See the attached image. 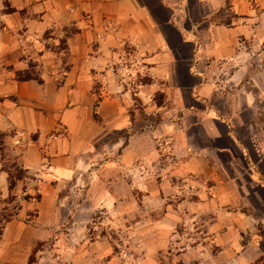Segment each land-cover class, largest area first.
Masks as SVG:
<instances>
[{"label": "crops", "instance_id": "0c3cea01", "mask_svg": "<svg viewBox=\"0 0 264 264\" xmlns=\"http://www.w3.org/2000/svg\"><path fill=\"white\" fill-rule=\"evenodd\" d=\"M5 1L16 16L12 27L24 25L35 42H28L27 52L8 40L0 45L6 48L0 60L8 59L0 62V131L10 130L3 136L17 145L13 153L22 167L42 173L39 195L55 196L48 178L59 181L88 166L78 159L80 150L66 148L65 136L50 131L58 107L69 104L59 114L71 120L66 126L83 148L126 127L121 158L136 142L135 111L125 120V107L138 101L147 109L160 89L171 106L167 122L155 127L170 138L161 178L176 175L172 185H197L193 196H212L215 241L219 233L238 235L218 249L225 264H264V123L258 124L256 100L243 81L249 56L264 55V0ZM27 62L37 80L17 79ZM217 73L222 80L212 77ZM149 127L144 123V133L153 132ZM23 138L31 141L22 147ZM110 144L107 151L119 146L117 140ZM5 170L0 167V196L7 190ZM19 225L6 222L0 242L19 240ZM40 235L34 231L26 245Z\"/></svg>", "mask_w": 264, "mask_h": 264}, {"label": "rangeland", "instance_id": "374dc122", "mask_svg": "<svg viewBox=\"0 0 264 264\" xmlns=\"http://www.w3.org/2000/svg\"><path fill=\"white\" fill-rule=\"evenodd\" d=\"M225 14L221 12L220 18L227 19ZM14 16L9 3L0 0V45L8 40L9 45L18 44L24 52L32 50L27 45L35 41L29 40L25 26L12 27ZM5 50L0 46V57ZM248 59L251 68L243 78L246 81L244 86L256 100L258 124L262 125L264 55L259 59L252 55ZM7 60L5 58L2 64ZM256 60L259 68L256 67ZM27 63L28 67L19 75L35 77L33 63ZM124 63L127 67L128 59ZM256 68L261 73L258 74ZM222 75L217 73L212 77L222 80ZM128 92L130 94V90ZM165 96L157 89L147 109L138 101L125 107V120L135 111V117H131L135 121L131 124V133L135 136L131 140L136 138V142L132 145L133 153L124 154L121 158L119 150L128 144L126 127L110 129L104 138L83 148L75 141L74 131L66 126L71 120L66 121L59 114L62 113L61 108L69 104L58 107L61 110L54 111L57 117L54 116L55 125L50 131L60 137L65 136L66 148L80 150L77 152L78 159L85 160L88 166L77 169L74 176L59 181L48 178L47 183L55 190V196L39 195L40 191L38 193L36 188L37 183L43 184L42 173L24 169L13 153L17 145L3 136V132L10 130L6 127L0 131V167L7 169L9 180L13 182L8 189L6 176L7 190L4 196H0V241L6 222L11 220L19 222L18 233L21 235L17 236L19 240L11 241L8 236L5 244L0 242V264H225L226 256L218 249L226 239L236 240L238 235L227 238L219 233L215 243L216 234L209 230L210 224L215 221L214 205L210 204L212 196H193L192 188L197 185H188L187 188L172 185L176 175L161 178L168 170L165 166L168 153L165 151L169 148L170 138L164 132L160 134L155 127L162 119L167 122L164 114L171 112ZM160 106L163 108L158 109ZM92 110H96L95 106ZM93 116L96 121V114L93 113ZM0 123H5L4 117L0 118ZM144 123L150 125V131L153 129V132H148L149 135L143 131ZM24 134L28 137L30 133ZM112 140H117L119 146L113 145V149L107 151L106 146H112L109 145ZM28 141L31 139L23 138L19 146L23 147ZM41 185L40 190L43 191ZM24 189H28L32 196H17L18 190ZM37 230L41 238L27 246V240ZM262 232L264 229L260 230L261 235ZM261 242L262 239L259 242L262 246Z\"/></svg>", "mask_w": 264, "mask_h": 264}, {"label": "trees", "instance_id": "16d2710c", "mask_svg": "<svg viewBox=\"0 0 264 264\" xmlns=\"http://www.w3.org/2000/svg\"><path fill=\"white\" fill-rule=\"evenodd\" d=\"M61 46L63 47V45L61 44ZM20 74V72H17L16 73V76H17V79L18 80H27V79H36L37 80V78H35V77H30L29 75L28 76H25V75H23V76H21V75H19ZM95 114V113H94ZM6 172H7V180L9 181V183H8V189H11V187L13 186V182H11L9 179H10V176H9V172L7 171V169L5 170ZM6 219V218H5Z\"/></svg>", "mask_w": 264, "mask_h": 264}]
</instances>
